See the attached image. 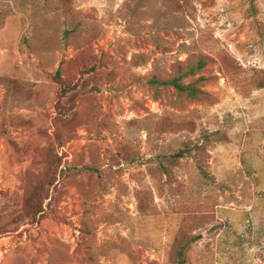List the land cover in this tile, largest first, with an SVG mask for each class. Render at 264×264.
I'll list each match as a JSON object with an SVG mask.
<instances>
[{
	"label": "rangeland",
	"instance_id": "1",
	"mask_svg": "<svg viewBox=\"0 0 264 264\" xmlns=\"http://www.w3.org/2000/svg\"><path fill=\"white\" fill-rule=\"evenodd\" d=\"M263 70L264 0H0V264H264Z\"/></svg>",
	"mask_w": 264,
	"mask_h": 264
},
{
	"label": "trees",
	"instance_id": "2",
	"mask_svg": "<svg viewBox=\"0 0 264 264\" xmlns=\"http://www.w3.org/2000/svg\"><path fill=\"white\" fill-rule=\"evenodd\" d=\"M203 65H204V61L199 60L196 68L200 69ZM194 70H195V68L189 69L188 74H190V75L194 74ZM56 78H57V82H60V71H59V69L56 71ZM181 78H182L181 75L172 77V78L167 79V80L156 79L155 77H153L150 80V83L161 85V86H171L178 94H184L187 97L192 98V99H197V98L201 97L202 95L206 94V92L201 87V85H199V82H202L204 80L203 77H198V79H195L194 81L188 82V83L182 82ZM257 86L259 88L264 87V78L258 82ZM195 148L198 151L200 149H202V147L199 144H196ZM188 152H190V150L187 148L181 149V150H178L175 153L169 155L168 157H166L167 164L163 165V172L169 176V174L171 172V168L173 166H175L179 162V159L182 158ZM196 165H197V168L199 169V171L201 172V174L203 175V177L209 178L210 175L206 171V168H205L206 165L199 160L196 161ZM182 250L179 252V255H182ZM183 263H184V259L181 256L178 257L177 264H183Z\"/></svg>",
	"mask_w": 264,
	"mask_h": 264
}]
</instances>
